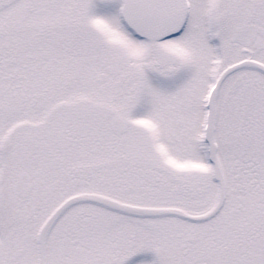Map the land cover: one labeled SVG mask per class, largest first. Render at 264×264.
Segmentation results:
<instances>
[{
	"label": "snow or ice",
	"instance_id": "obj_1",
	"mask_svg": "<svg viewBox=\"0 0 264 264\" xmlns=\"http://www.w3.org/2000/svg\"><path fill=\"white\" fill-rule=\"evenodd\" d=\"M0 264H264V0H0Z\"/></svg>",
	"mask_w": 264,
	"mask_h": 264
},
{
	"label": "rangeland",
	"instance_id": "obj_2",
	"mask_svg": "<svg viewBox=\"0 0 264 264\" xmlns=\"http://www.w3.org/2000/svg\"><path fill=\"white\" fill-rule=\"evenodd\" d=\"M149 258H150V255H149Z\"/></svg>",
	"mask_w": 264,
	"mask_h": 264
}]
</instances>
